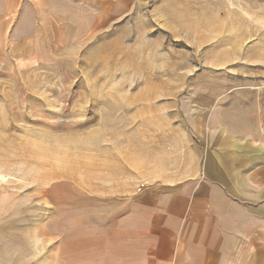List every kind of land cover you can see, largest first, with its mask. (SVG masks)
Listing matches in <instances>:
<instances>
[{"label":"rangeland","instance_id":"rangeland-1","mask_svg":"<svg viewBox=\"0 0 264 264\" xmlns=\"http://www.w3.org/2000/svg\"><path fill=\"white\" fill-rule=\"evenodd\" d=\"M13 1L0 4V250L19 263L116 257L142 169L186 153L187 133L171 134L190 100L244 105L264 133V0H131L96 27Z\"/></svg>","mask_w":264,"mask_h":264},{"label":"crops","instance_id":"crops-1","mask_svg":"<svg viewBox=\"0 0 264 264\" xmlns=\"http://www.w3.org/2000/svg\"><path fill=\"white\" fill-rule=\"evenodd\" d=\"M26 1L27 9L36 12H78L90 27L113 20L115 12L127 11L131 4ZM13 2L16 9L19 0ZM0 4L3 9V0ZM38 19L34 26L41 25ZM189 104L187 126L173 125L171 134L175 139L177 129L187 133L181 140L186 153L165 149L155 176L142 169L134 196L139 210L126 215L117 230L123 243L115 244L116 257L103 264H264V133L254 121L242 120L244 105L233 111L226 97L194 98ZM137 218L139 231L131 225ZM133 233L157 237L133 240ZM0 264L29 263H19L2 249Z\"/></svg>","mask_w":264,"mask_h":264},{"label":"bare ground","instance_id":"bare-ground-1","mask_svg":"<svg viewBox=\"0 0 264 264\" xmlns=\"http://www.w3.org/2000/svg\"><path fill=\"white\" fill-rule=\"evenodd\" d=\"M2 177L1 173H0V178Z\"/></svg>","mask_w":264,"mask_h":264}]
</instances>
